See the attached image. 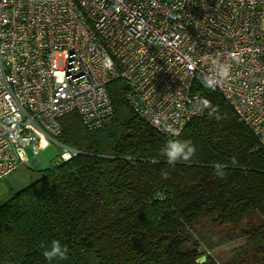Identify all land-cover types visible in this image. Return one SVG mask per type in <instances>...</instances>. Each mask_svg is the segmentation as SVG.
I'll list each match as a JSON object with an SVG mask.
<instances>
[{
    "label": "built area",
    "instance_id": "1",
    "mask_svg": "<svg viewBox=\"0 0 264 264\" xmlns=\"http://www.w3.org/2000/svg\"><path fill=\"white\" fill-rule=\"evenodd\" d=\"M216 89L264 150V0H0V181L75 112L87 131L112 122L106 86L122 79L131 110L177 140L204 115L196 78Z\"/></svg>",
    "mask_w": 264,
    "mask_h": 264
},
{
    "label": "trees",
    "instance_id": "2",
    "mask_svg": "<svg viewBox=\"0 0 264 264\" xmlns=\"http://www.w3.org/2000/svg\"><path fill=\"white\" fill-rule=\"evenodd\" d=\"M203 80L194 90L216 112L204 107L178 137L195 146L187 161L168 162L166 138L128 106L122 79L106 86L109 125L90 132L75 112L62 116L57 141L80 154L0 205V264H201L199 248L239 237L247 247L227 264H264V150ZM54 240L66 259H45Z\"/></svg>",
    "mask_w": 264,
    "mask_h": 264
},
{
    "label": "rangeland",
    "instance_id": "3",
    "mask_svg": "<svg viewBox=\"0 0 264 264\" xmlns=\"http://www.w3.org/2000/svg\"><path fill=\"white\" fill-rule=\"evenodd\" d=\"M28 163L19 165L15 171L0 181V205L6 202L13 194L38 180L41 176V170L53 166V162L59 155L60 150L56 144L49 142L47 147H41L39 154L35 158L38 165L31 163L33 155L30 153V148L26 149ZM247 247L246 238L239 237L233 241L219 246L213 250L199 248L201 256H209L218 264H227L233 260L234 255L240 253ZM199 259V258H198ZM206 260V259H205Z\"/></svg>",
    "mask_w": 264,
    "mask_h": 264
},
{
    "label": "clouds",
    "instance_id": "4",
    "mask_svg": "<svg viewBox=\"0 0 264 264\" xmlns=\"http://www.w3.org/2000/svg\"><path fill=\"white\" fill-rule=\"evenodd\" d=\"M202 83H204L205 87H215L216 81L205 78ZM205 108H210L211 111L209 112V115H212L214 112H216L215 108H212L209 101L206 99L202 102ZM217 118H219L217 116ZM164 155L167 157V160L169 163H175L178 160H189L192 156L195 155L196 149L195 146L192 145L191 141L185 140H169L168 143L165 145V148L163 149ZM222 165L217 163L215 165V174L218 177H223L224 172L222 171ZM43 255L45 259L51 261L54 258H59L61 260L67 258V250L66 248L61 244L60 241L54 240L51 243L50 248H46L43 251Z\"/></svg>",
    "mask_w": 264,
    "mask_h": 264
},
{
    "label": "water",
    "instance_id": "5",
    "mask_svg": "<svg viewBox=\"0 0 264 264\" xmlns=\"http://www.w3.org/2000/svg\"><path fill=\"white\" fill-rule=\"evenodd\" d=\"M31 163H33V164H35V163H36L35 165H38V163H37V160H36V159H32V160H31ZM205 259H206V258H205V256H202V257H200V258L197 260V262L202 264V263H204V262H205Z\"/></svg>",
    "mask_w": 264,
    "mask_h": 264
},
{
    "label": "crops",
    "instance_id": "6",
    "mask_svg": "<svg viewBox=\"0 0 264 264\" xmlns=\"http://www.w3.org/2000/svg\"><path fill=\"white\" fill-rule=\"evenodd\" d=\"M36 164V163H35Z\"/></svg>",
    "mask_w": 264,
    "mask_h": 264
}]
</instances>
